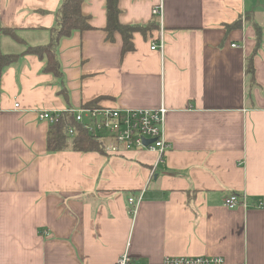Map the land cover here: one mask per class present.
<instances>
[{
	"label": "crops",
	"instance_id": "0c3cea01",
	"mask_svg": "<svg viewBox=\"0 0 264 264\" xmlns=\"http://www.w3.org/2000/svg\"><path fill=\"white\" fill-rule=\"evenodd\" d=\"M162 53L152 51L160 23ZM62 0H0V52L44 45ZM134 50L105 40V0H84L91 30L59 43L67 88L26 55L0 79V264H160L165 257H219L264 264V0H119ZM247 12L262 28L255 46ZM241 20L239 27H230ZM235 45V47H232ZM59 87V88H58ZM102 107L167 110L162 162L144 150L123 156L47 152L36 111ZM14 104L19 107L14 109ZM245 206H224L233 195ZM141 200L133 212L130 198Z\"/></svg>",
	"mask_w": 264,
	"mask_h": 264
},
{
	"label": "trees",
	"instance_id": "16d2710c",
	"mask_svg": "<svg viewBox=\"0 0 264 264\" xmlns=\"http://www.w3.org/2000/svg\"><path fill=\"white\" fill-rule=\"evenodd\" d=\"M84 0H62L55 15V26L48 30L49 39L44 45L26 46L24 52L21 54H3L0 52V79L4 69L15 64L21 57L26 55L36 56L39 60L44 62L43 72L52 75L59 81L60 89L57 95L62 96L65 100L67 98V90L63 81V74L60 63L57 57V48L59 43L70 38L73 33H82L92 29L89 23V18L82 14V5ZM119 0H105V17L106 23L104 27L105 40L107 42L115 41V36L121 39V54L131 52L134 50L132 37L134 33H141L146 35L148 31L157 28L151 23L148 26L122 25L119 22ZM245 18L248 24L254 31L255 46L252 53L246 58L245 75L250 79V83L254 84V63L253 59L260 50L262 43V28L252 19V13L247 12ZM241 20L232 23L230 27H239ZM0 35L7 36L13 41L25 45L24 41L20 39L15 29L0 27ZM101 98H97L89 103L82 105V107H97ZM73 130V136L68 134V130ZM105 141L102 138L95 136L88 132L83 126L75 121L71 113H62L58 120L48 125L46 150L47 152H62L69 150L72 152L91 153L96 152L104 154Z\"/></svg>",
	"mask_w": 264,
	"mask_h": 264
},
{
	"label": "built area",
	"instance_id": "2783aa9c",
	"mask_svg": "<svg viewBox=\"0 0 264 264\" xmlns=\"http://www.w3.org/2000/svg\"><path fill=\"white\" fill-rule=\"evenodd\" d=\"M162 1L153 10V16L160 23V32L157 41L151 43L150 49L162 53L164 39L162 34ZM235 47V45H232ZM19 107L14 104V109ZM1 109V100H0ZM62 113H71L75 121L83 126L88 132L102 138L105 141L104 154L108 156H123L124 154L137 150H144L157 155V162H162L163 157L169 148L164 137V121L167 110L164 107L157 109H121L116 107H81L77 110L67 109L63 112L46 110L36 111L39 122L48 125L54 124ZM68 134L73 136V130L69 128ZM150 141L149 144H145ZM141 200H128L133 212H135ZM246 196L237 194L225 200L224 206L229 209H236L239 205L245 206ZM117 264H142L134 262L127 255L119 258ZM160 264H224L219 257H165Z\"/></svg>",
	"mask_w": 264,
	"mask_h": 264
},
{
	"label": "water",
	"instance_id": "95a60500",
	"mask_svg": "<svg viewBox=\"0 0 264 264\" xmlns=\"http://www.w3.org/2000/svg\"><path fill=\"white\" fill-rule=\"evenodd\" d=\"M150 143V141H146V143L145 144H149Z\"/></svg>",
	"mask_w": 264,
	"mask_h": 264
},
{
	"label": "rangeland",
	"instance_id": "374dc122",
	"mask_svg": "<svg viewBox=\"0 0 264 264\" xmlns=\"http://www.w3.org/2000/svg\"><path fill=\"white\" fill-rule=\"evenodd\" d=\"M59 88V87H58ZM66 90H67V88H66ZM67 92H68V90H67Z\"/></svg>",
	"mask_w": 264,
	"mask_h": 264
}]
</instances>
